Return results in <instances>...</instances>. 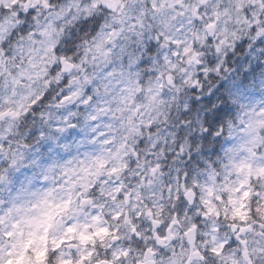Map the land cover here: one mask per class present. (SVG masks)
I'll return each mask as SVG.
<instances>
[{"label":"clouds","instance_id":"1","mask_svg":"<svg viewBox=\"0 0 264 264\" xmlns=\"http://www.w3.org/2000/svg\"><path fill=\"white\" fill-rule=\"evenodd\" d=\"M0 264H264V0H0Z\"/></svg>","mask_w":264,"mask_h":264}]
</instances>
